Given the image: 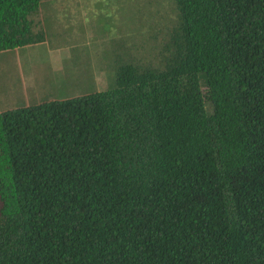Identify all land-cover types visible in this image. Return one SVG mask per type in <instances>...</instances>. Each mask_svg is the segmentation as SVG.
<instances>
[{
    "label": "trees",
    "instance_id": "obj_1",
    "mask_svg": "<svg viewBox=\"0 0 264 264\" xmlns=\"http://www.w3.org/2000/svg\"><path fill=\"white\" fill-rule=\"evenodd\" d=\"M80 1L0 0V53ZM126 1L111 85L0 108V264H264V0Z\"/></svg>",
    "mask_w": 264,
    "mask_h": 264
},
{
    "label": "rangeland",
    "instance_id": "obj_2",
    "mask_svg": "<svg viewBox=\"0 0 264 264\" xmlns=\"http://www.w3.org/2000/svg\"><path fill=\"white\" fill-rule=\"evenodd\" d=\"M125 3L126 0H98L81 5L83 13L78 14L69 6V15L59 12L63 8L60 4L45 41L1 52L0 108L29 105L47 96L67 98L111 85L108 47L120 27L113 22L116 17L109 9Z\"/></svg>",
    "mask_w": 264,
    "mask_h": 264
},
{
    "label": "crops",
    "instance_id": "obj_3",
    "mask_svg": "<svg viewBox=\"0 0 264 264\" xmlns=\"http://www.w3.org/2000/svg\"><path fill=\"white\" fill-rule=\"evenodd\" d=\"M85 3H84V1H80V3H79V9H82L83 7V5H84ZM82 5V6H81ZM79 11V10H78ZM78 13H83V9L81 10V11H79Z\"/></svg>",
    "mask_w": 264,
    "mask_h": 264
}]
</instances>
